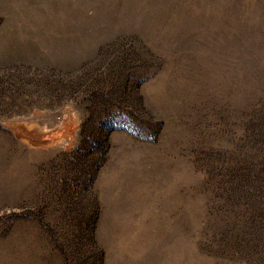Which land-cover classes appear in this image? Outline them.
<instances>
[{
	"label": "rangeland",
	"instance_id": "374dc122",
	"mask_svg": "<svg viewBox=\"0 0 264 264\" xmlns=\"http://www.w3.org/2000/svg\"><path fill=\"white\" fill-rule=\"evenodd\" d=\"M0 264H264V0H0Z\"/></svg>",
	"mask_w": 264,
	"mask_h": 264
}]
</instances>
